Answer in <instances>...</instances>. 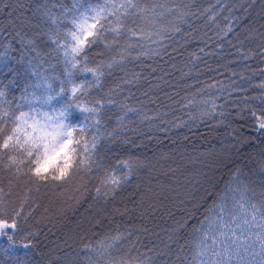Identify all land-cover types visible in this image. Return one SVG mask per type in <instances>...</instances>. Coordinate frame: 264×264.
Listing matches in <instances>:
<instances>
[{"label": "trees", "instance_id": "trees-1", "mask_svg": "<svg viewBox=\"0 0 264 264\" xmlns=\"http://www.w3.org/2000/svg\"><path fill=\"white\" fill-rule=\"evenodd\" d=\"M100 2L5 0L11 7L0 5L4 9L0 11V53L6 52L0 55V88L7 99L20 103L24 110H28L29 101L38 111L50 112L63 105L67 94L43 103L50 92L45 81L52 85L53 95L59 91L61 80L70 86L63 75L61 57L48 39L52 25L43 10L60 16L69 9L71 17L83 10L81 6ZM177 5L190 14L182 20L166 16L163 24H178L180 32L170 31L162 46L149 43L156 54L125 65L129 75L135 72L139 78L124 84L121 78L125 71L116 68L102 78V88L93 89L87 98L106 95L120 84L111 94L115 103L102 109L101 131L105 136L101 143L109 162H135L133 175L115 199L93 200L98 179L89 182L86 194L75 191L78 182L54 191L41 189L40 202L49 212L44 213L41 207L30 221L29 230L37 233L31 238V246L22 247L27 242L21 239L22 234H16L15 246L0 236V264H91L93 254L84 245L99 248L101 241L113 243L110 238L120 233L121 240L111 250L117 257L131 249L129 255L141 256L148 264H196L197 244L220 202H227L234 211L235 200L240 198L236 189L246 187L247 196L264 192V130H257L251 119L238 116L239 109L232 106L236 94L229 98L227 89L221 93L217 83L228 84L230 72L224 65L237 72L248 65L246 76L264 68V57L253 55L242 60L233 47L239 46L236 34L244 39L254 29L252 38L245 40L244 50L261 52L258 45L264 40V0H229L215 23L208 19L212 13L204 12L215 5V0L168 4L173 8ZM12 8L16 11L10 16ZM225 17L237 19L231 21L233 32L221 40L216 25H227ZM21 38L34 44H23ZM201 48L204 52L199 51ZM193 52L201 57L195 64L190 62ZM72 79L90 80L91 74H77ZM260 79L259 75L254 77V81ZM207 84L217 87L200 93L198 90ZM259 94L252 89L248 93ZM210 97H218L217 112L202 116L208 105L200 101ZM192 98L198 107L187 104ZM222 110L224 116L219 114ZM83 115L73 109L69 118L78 123ZM113 130V136L106 135ZM54 214L57 221L52 218Z\"/></svg>", "mask_w": 264, "mask_h": 264}, {"label": "snow or ice", "instance_id": "snow-or-ice-1", "mask_svg": "<svg viewBox=\"0 0 264 264\" xmlns=\"http://www.w3.org/2000/svg\"><path fill=\"white\" fill-rule=\"evenodd\" d=\"M228 2L229 0H215V5L204 9V12L212 13L208 19L215 21L219 12L225 10ZM169 3L176 4V0H164L163 3L159 0H102L95 5L81 6L83 10L71 17L68 16L69 9H65L60 16L52 14L50 9L43 10V15L48 17L52 25L48 39L55 46L53 51L61 57L64 65L63 75L67 78V84L71 86H65V81L61 80L59 91L53 95L51 94V91H54L52 85L45 81V87L50 92L44 96L43 103L49 104L61 94H67V99L60 108H53L50 112L38 111L31 107L29 101L28 110L25 111L20 103L7 99V93L0 88V136H3L5 129L15 121H19V124L13 131L27 124L29 120L32 121L31 126L39 125L40 121L36 119L39 113L41 117L51 122L50 126L56 130L57 134L71 137L74 133H78L81 137L87 138L81 145L82 151L79 163L75 165V172L70 170V166L69 169L61 170L58 175L51 177L28 165V161L23 157H30V152H21L20 158L9 155L11 137L0 145V236H6L11 246H15L16 234H22L21 239L27 241L22 245L24 248L30 247L31 238L37 235L36 232L29 230L30 221L36 217L41 207L44 213L49 212V208L40 202L41 189L54 191L78 182L75 191L86 194L90 191L89 182L98 179L99 183L94 186L93 200H107L109 197L115 199L118 190L133 175L135 162L130 159L118 160L115 163L109 162L103 153L101 143L105 136V133L101 131L102 109L106 105L115 103L111 99V94L120 87V84L116 85V89H109L106 95H98L91 100L87 98L92 95L93 89L102 88V78L106 74L110 75L112 70L119 68L125 71L127 63L137 61L141 56L156 54L155 49L148 47L149 43L162 46V41L168 37L170 31L180 32L178 24L169 22L170 26L164 25L165 17L172 16L177 20H182L190 13L182 10L179 5L175 8L169 7ZM0 5L11 7L5 4V0H0ZM184 7L188 5L185 4ZM3 10L0 7V11ZM227 10L231 12V8ZM15 11L16 9L12 8L9 15H13ZM234 19L237 18L225 17V20H228L227 25L224 27L216 25L219 28L217 33L219 39L223 40L233 32L231 21ZM254 31L253 29L252 32ZM252 32L244 39H241L239 34L234 37L239 46L233 45V47L236 48L238 58L242 60H249L253 55L264 57V40L258 45L261 49L260 53L244 50L245 40L252 38ZM21 42L27 45L34 44V41L30 39L25 41L21 38ZM228 43L231 45L232 41L229 40ZM222 46L218 45V47ZM93 49L99 50L93 51ZM199 51L204 52V48ZM5 54L6 52L0 53V55ZM190 56L191 61L201 59L195 52L190 53ZM224 67L230 72V76L227 85L217 82L219 91L224 93L227 89L229 98L235 93L236 100L232 106L239 109L237 115L242 119H251L257 130L264 129V99L261 98L264 96V69L259 70L261 79L254 81L257 71L253 70L251 75L246 76L245 73L250 70L248 65H244L240 72L227 69L226 65ZM209 71H214V69L209 68ZM81 73L91 74V79L79 82L72 79L74 75ZM233 77H238V79H233ZM138 78L137 73L133 72L129 75L125 71V77L121 80L124 84H132ZM215 87L217 84L205 85L207 89ZM250 89L258 90L260 94L249 96ZM217 99L218 97H210L200 101L210 106L208 111L202 112V116H210L217 112ZM219 108L224 109L225 105H219ZM73 109L84 114L83 119L78 123H73L69 118V113ZM126 111H133V109L127 108ZM17 112L20 113L19 116ZM219 114L224 116L225 112L222 110ZM114 131L106 135L113 136ZM26 167L27 170H25ZM236 190L240 192V198L238 200L234 198V209L236 210L225 213V206L220 205V213L208 221L207 228L202 232L197 244L198 256H205L209 253L218 256L220 253L214 249L221 237H228L231 233L233 240L237 239L236 228H240L243 233L248 231L254 223L261 229V232L257 234V239L264 248V199H261L259 203H252L245 194L246 187ZM261 195L264 197V192H261ZM41 217L43 218V214ZM122 236L123 234L120 233L111 237L113 243L106 244L101 241L98 249H93L89 244H85L84 248L100 257L103 264H129L127 260L112 256L111 250L116 247L115 242L121 240ZM208 240H211L210 244L207 243ZM228 250L229 245L226 244L224 252L227 253ZM89 259L91 260V257ZM201 264H209V262L202 260ZM211 264H226V261L213 260ZM261 264H264V261Z\"/></svg>", "mask_w": 264, "mask_h": 264}, {"label": "clouds", "instance_id": "clouds-1", "mask_svg": "<svg viewBox=\"0 0 264 264\" xmlns=\"http://www.w3.org/2000/svg\"><path fill=\"white\" fill-rule=\"evenodd\" d=\"M211 22L215 23V21ZM190 62L195 64L196 61ZM257 75H259V71ZM207 90L210 89L205 88L204 85V87L198 91L200 93H206ZM261 98L264 99V96ZM257 103H259V101H257ZM187 104L189 106L198 107V105L195 104L194 98L188 99ZM209 107V105L205 107L202 112L208 111ZM19 115L20 113L17 112V116ZM36 119L40 121L39 125L33 127L31 126L32 121L29 120L27 124L13 131L16 125L19 124V121H15L5 129L4 135L0 136V145H3L4 141L11 137L9 140L10 151L8 154L20 158L21 152H30V157H23L28 161V165H30L32 169L46 173L49 177L58 175L61 170L69 169L70 166V170L75 172V165L79 163L80 152L82 151L81 145L87 137H81L78 133H74L71 137L57 134L56 130L50 126L51 122L41 117L39 113H37ZM5 159L7 161V157ZM25 170H27V167ZM247 197L252 203H259L261 199H264L261 193L258 195L253 193ZM248 231H254L255 240L251 237H246L243 242H241L239 238L232 240V243L229 245L231 251L225 253L224 250H221L218 256H214L210 253V258L207 260L209 264H211L213 260L226 261V264H229V262H231V264H261V262L264 261V248L261 247L260 242L259 251H252V249L256 247V240H258L257 234L261 232V229L254 223ZM92 248L98 249V247L94 245ZM91 253L93 254L90 255L91 264H103V260L100 257H97L94 252ZM129 253H131V249H128L127 252L118 257L112 252V256L127 260L129 264H148L143 257L129 255Z\"/></svg>", "mask_w": 264, "mask_h": 264}, {"label": "rangeland", "instance_id": "rangeland-1", "mask_svg": "<svg viewBox=\"0 0 264 264\" xmlns=\"http://www.w3.org/2000/svg\"><path fill=\"white\" fill-rule=\"evenodd\" d=\"M223 204L225 206V213H228L229 211H233L231 207L228 206L227 202H220V204L216 207V209L214 210V213L210 216V220L215 218L219 213H220V205ZM53 206V205H52ZM70 208V207H68ZM69 210V209H68ZM63 215V214H62ZM52 218H55L54 221L56 220V215L54 214L52 216ZM227 215H225V219H227ZM233 227H235V225H233ZM235 235L236 237H238L240 239L241 242H243L245 240L246 237H251L253 238V240H255V233L254 231H244L243 233H241V229L240 228H236L235 230ZM232 236L231 233H229L228 237H221L220 238V242L219 244L215 247L214 251L219 252L221 250H224L225 245H230L232 243ZM208 243H211V240H208ZM231 251V248L229 247V250ZM253 252H258L259 251V241L256 240V247H254L252 249ZM210 258V253L208 255L205 256H198V259L196 260V264H201V261H207ZM229 264H231V262H229Z\"/></svg>", "mask_w": 264, "mask_h": 264}]
</instances>
